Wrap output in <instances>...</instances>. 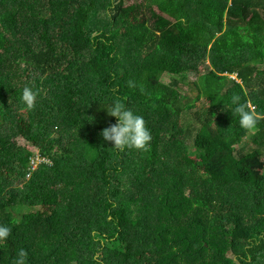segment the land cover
Instances as JSON below:
<instances>
[{
    "label": "trees",
    "instance_id": "obj_1",
    "mask_svg": "<svg viewBox=\"0 0 264 264\" xmlns=\"http://www.w3.org/2000/svg\"><path fill=\"white\" fill-rule=\"evenodd\" d=\"M234 93L264 113V0H0V264H264V120ZM117 96L149 151L100 135Z\"/></svg>",
    "mask_w": 264,
    "mask_h": 264
},
{
    "label": "clouds",
    "instance_id": "obj_2",
    "mask_svg": "<svg viewBox=\"0 0 264 264\" xmlns=\"http://www.w3.org/2000/svg\"><path fill=\"white\" fill-rule=\"evenodd\" d=\"M128 86L130 88L137 87L132 80L128 81ZM116 91L113 89V92ZM37 96L38 92L26 86L22 90L21 101L28 110H32L35 108ZM230 104L232 105V115L238 117L240 127L246 131L257 130L259 122L264 120V113L255 111L248 101L241 102L239 94L234 93L230 97ZM106 109L108 116L116 118L117 123L102 130L100 135L105 141L114 145L112 149L116 151L134 149L144 152L150 150L151 132L141 115L127 108L118 96ZM10 235L11 228L7 225H0V242H5ZM26 262L27 252L21 248L17 251L13 264H26Z\"/></svg>",
    "mask_w": 264,
    "mask_h": 264
},
{
    "label": "rangeland",
    "instance_id": "obj_3",
    "mask_svg": "<svg viewBox=\"0 0 264 264\" xmlns=\"http://www.w3.org/2000/svg\"><path fill=\"white\" fill-rule=\"evenodd\" d=\"M209 66H210V62L207 61L206 64H205V66L203 65V66H200V67H199L200 72L203 70V67H204V68H207V67H209ZM200 72H199V73H200ZM169 80H170V76H169V75H164V77L162 78V81L165 82V83L169 82ZM189 94L192 95V96H196V95H197V91H189ZM204 104H205L204 100H202V102L199 103V107H200V109L203 107ZM188 117L190 118L191 116L189 115V112H186V113L184 114V118H188ZM191 122H192V121H191ZM191 122H190V123H191ZM251 136H252V135H251ZM251 136H250L249 138H251ZM249 138L245 141V143H248V142L250 141ZM22 140H23V139H22ZM22 140L18 141V148H19L20 150H22V149H24V148H26V149H31V150H32V146H31V144H30V143H27L26 141H22ZM17 151H18V149H17ZM33 153H36L35 150H33ZM224 218L227 219V216H224Z\"/></svg>",
    "mask_w": 264,
    "mask_h": 264
},
{
    "label": "built area",
    "instance_id": "obj_4",
    "mask_svg": "<svg viewBox=\"0 0 264 264\" xmlns=\"http://www.w3.org/2000/svg\"><path fill=\"white\" fill-rule=\"evenodd\" d=\"M42 163H49V161L43 157H41L40 155H37L34 160L32 161L31 165H32V170H36L37 167L42 164Z\"/></svg>",
    "mask_w": 264,
    "mask_h": 264
}]
</instances>
